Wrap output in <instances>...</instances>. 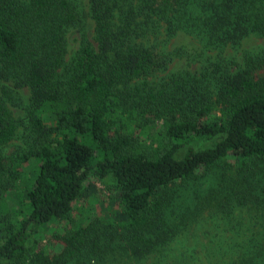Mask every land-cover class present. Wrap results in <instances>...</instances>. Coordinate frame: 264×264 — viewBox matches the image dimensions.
Listing matches in <instances>:
<instances>
[{"label": "trees", "instance_id": "obj_1", "mask_svg": "<svg viewBox=\"0 0 264 264\" xmlns=\"http://www.w3.org/2000/svg\"><path fill=\"white\" fill-rule=\"evenodd\" d=\"M254 5L0 0V148L22 122L35 138L25 155L0 153V264L141 260L207 209L231 218L240 207L264 220V55L247 52L243 64L219 54L199 72L171 71L160 84L151 79L185 53L147 43L185 32L209 47L239 48L250 29H264L242 20ZM72 29L82 44L68 61ZM22 88L30 89L29 105ZM14 106L25 108L28 123L14 116ZM32 158L38 166L30 176L24 164ZM210 172L217 183L196 192L199 206L171 211L183 196L175 189ZM92 176L112 180L117 198L88 223L56 233L58 250L33 245L50 225L71 217ZM14 199L28 202L25 215L10 205ZM232 251L238 256L230 264H264V234L247 235Z\"/></svg>", "mask_w": 264, "mask_h": 264}, {"label": "rangeland", "instance_id": "obj_2", "mask_svg": "<svg viewBox=\"0 0 264 264\" xmlns=\"http://www.w3.org/2000/svg\"><path fill=\"white\" fill-rule=\"evenodd\" d=\"M252 1L255 2L254 7L247 10L246 15L243 12L242 20L248 24L258 22L262 27L264 24V0ZM81 2L88 6L90 0H81ZM94 29L95 22L89 18L88 33L91 38L94 36ZM165 34L158 39L151 36L148 38L147 43L150 45L157 44L167 51L181 49L185 56L175 57L168 72L159 73L158 76L151 79L157 83L161 82L160 84L167 82L166 76L171 71H190L193 74L199 72L204 62L206 63L210 58L214 60L219 54L243 64L247 52L260 56L264 55V29H250L242 39L239 48H236L233 43H229L225 46V49L209 47L207 42L185 32H180L169 42H166L167 36ZM81 44V33L77 29H72L68 36V61L76 56ZM202 60H204L203 63ZM262 72L264 74V71ZM20 92L25 104L29 105L31 101L30 89L22 88ZM12 111L17 119L28 123L25 108L14 106ZM34 144L33 134L26 129L25 124L22 122L17 136L9 144L0 148V153L6 157L25 155L34 147ZM37 166L38 160L36 158L30 159L24 164L25 173L31 176ZM215 176V172H210L193 180L183 188L175 189L183 196L177 204L172 206L171 211L174 210L175 206H183L184 203H187L184 207L188 210L191 205L193 208L199 206L196 192L200 191L206 194L217 183ZM117 194L118 190L112 180L92 176L85 185L84 193L75 202L71 217L60 224L50 225L45 232L33 239V245L44 246L49 251L58 250L61 242L55 238L56 233L62 230L64 232L66 227H71V225H76L82 221L88 223L93 217L101 215L102 204L107 203L109 199L117 198ZM13 201H10V205L22 206L24 215L30 209L26 204L28 202L22 203L21 200H18L16 203L15 199ZM176 209L178 210V207ZM212 210H205L199 219L185 226L165 247H157L153 253L145 258L135 260L130 257H120L118 260H114L113 257L109 256L104 264H230L233 261L232 259H236L238 256V252L236 254L232 251L235 242L241 241L247 235L264 234V220L252 217V214L246 209L236 208L231 218L223 213L216 214ZM241 229L243 230L242 234L239 233ZM118 242L121 246L130 245L129 240L125 238H119Z\"/></svg>", "mask_w": 264, "mask_h": 264}]
</instances>
